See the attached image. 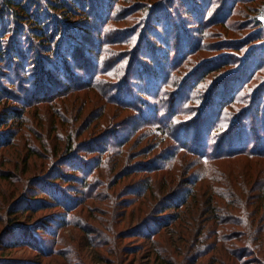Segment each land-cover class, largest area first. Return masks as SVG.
<instances>
[{
	"label": "rangeland",
	"instance_id": "obj_1",
	"mask_svg": "<svg viewBox=\"0 0 264 264\" xmlns=\"http://www.w3.org/2000/svg\"><path fill=\"white\" fill-rule=\"evenodd\" d=\"M136 1L152 7L158 0H128ZM232 1L217 0L215 7ZM127 7L122 3V9ZM141 14L110 24L116 29L141 27L129 37L139 40L138 48V34L147 38L149 33L139 23ZM218 15L223 14L216 9L207 12V17ZM186 19L194 23L191 16ZM222 20L202 26L206 32L193 36L199 46L191 57L180 56L173 64L172 87H161L166 100L191 71L208 68L217 56L233 55L227 67L206 70L193 82L194 99L174 119L177 124L194 122L188 108L209 98L208 91L222 77L238 69L250 73V81L241 82L243 94L235 112L213 128L212 134L219 132L207 144L214 145L240 123L236 114L254 107L252 101H264V0H241ZM154 31L166 41L163 26ZM244 39L240 53L216 48ZM132 44L129 50L118 48L127 55L121 68L78 90H59L58 96L49 92L46 101L31 107L0 102V140L9 139L0 146V264H264V161L235 157L198 164L192 154L179 150L165 136L167 127L156 124L160 115L133 106V83L136 89L143 83L129 78ZM182 51L186 54L188 47ZM157 104L159 98L152 96L149 105L156 109ZM9 108L17 119H5ZM192 133L194 138L197 133ZM250 138L248 134L249 145ZM96 141H103L98 153L91 152ZM215 149L207 154L215 156ZM214 171H222L224 179L214 178ZM189 192L187 202L175 209L172 196ZM35 200L40 203L29 212Z\"/></svg>",
	"mask_w": 264,
	"mask_h": 264
},
{
	"label": "trees",
	"instance_id": "obj_2",
	"mask_svg": "<svg viewBox=\"0 0 264 264\" xmlns=\"http://www.w3.org/2000/svg\"><path fill=\"white\" fill-rule=\"evenodd\" d=\"M2 2L0 35H4L0 39V79L3 85L6 82L5 85L9 89H4L0 84V102L7 104L6 101H10L14 105L31 107L38 102L46 101L49 92L54 91L58 96L59 90L63 92L67 89L78 90L80 85L89 84L90 80L95 81L99 75L105 76L111 70L113 74L121 68L119 63L127 58V55H122L126 51H118V48L129 50L133 47L132 43H135V58L132 63V59L129 60L131 65L129 78L134 80L133 82L143 84L141 88L136 89V83H133L136 101L133 106L138 112H143L147 107L153 109L157 116L160 115L156 124L167 127L165 136L172 139L179 150L192 154L198 164L235 157H253L264 161V101L262 103L252 101L254 107L246 108L243 113L235 115L238 116L240 123L235 125L231 133L223 134L216 145L207 144L208 139L216 138L219 132L212 134L213 128L222 126L225 119L235 112V107L243 94L241 82L250 81L248 79L250 73H245V70L238 69L222 77V81L213 87V90L208 91L211 94L209 98L201 105L188 108V112L193 110L194 122L177 124L174 119L175 114L182 112V108L194 99L196 88L192 84L196 77L199 74L205 75L208 72L206 70H210L211 73L222 70L227 67L230 60H234L233 55L217 56L208 61V68L204 66L200 72L197 69L191 71L189 75L192 76L187 80L186 77L181 80L166 100V94L161 90L162 86L172 87L171 71H174L173 64L176 60L180 56L185 60L199 46L193 36L203 34L209 26H213V23L223 22L222 19L225 20L232 12V6L241 0H233L228 5L222 2L219 9L215 7L217 0H158L152 7L144 1L130 3L128 0H2ZM121 2L128 7L122 9ZM212 9L222 12L223 15L207 17V12ZM135 13H142L139 23L141 26L144 24V30L149 31L147 38L138 34L142 39L139 48V40L135 42L129 37L136 34L141 27L137 29L110 27V24L127 19L129 15L134 16ZM186 16L194 18V23L197 21L196 28L194 23L190 24ZM170 19L173 22L166 26ZM150 20L153 21L152 24L149 23ZM204 25L207 28H203ZM159 26H163L166 32L165 42L159 40L158 34L154 31L158 30ZM112 32L115 35H112ZM245 41L246 39L236 44H218L216 48L220 47L218 51L231 49L230 51L240 53L246 46ZM184 47H188L186 54L182 51ZM200 51L201 49H197L196 53ZM111 56L113 58H110ZM201 70H204V73ZM27 86L28 89L25 88ZM125 91L126 89L117 92V97H121ZM162 95L164 97L161 99ZM152 96L159 98L160 106L157 104L156 107L158 110L149 105ZM22 98H27L28 102L20 103ZM175 99H178L176 103ZM11 108L16 110L14 106ZM12 112L9 108L5 112V119H17V113ZM194 131L197 135L192 138ZM248 134L251 135V145L248 144ZM4 140L9 142L7 137ZM4 140H0V146L4 144ZM102 143L103 141H96L95 146L91 147L94 151H90L98 153ZM218 145L225 146L227 151H222ZM209 148H216L215 156L207 154ZM212 175L217 180H223L225 177L222 171H214ZM47 187L42 188L44 193L47 192ZM213 194L225 196L219 192ZM190 196L191 192L185 196L182 193L172 196L176 199L173 203L175 209L178 205L185 204ZM38 203L40 201H33L29 212L35 211Z\"/></svg>",
	"mask_w": 264,
	"mask_h": 264
}]
</instances>
